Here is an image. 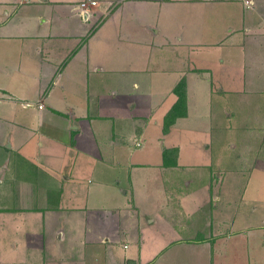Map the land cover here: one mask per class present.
<instances>
[{
	"label": "crops",
	"instance_id": "crops-1",
	"mask_svg": "<svg viewBox=\"0 0 264 264\" xmlns=\"http://www.w3.org/2000/svg\"><path fill=\"white\" fill-rule=\"evenodd\" d=\"M0 264H264V0H0Z\"/></svg>",
	"mask_w": 264,
	"mask_h": 264
},
{
	"label": "trees",
	"instance_id": "trees-1",
	"mask_svg": "<svg viewBox=\"0 0 264 264\" xmlns=\"http://www.w3.org/2000/svg\"><path fill=\"white\" fill-rule=\"evenodd\" d=\"M173 91L177 94V99L164 115L163 131L168 130L177 116L186 113V83L183 77L174 85Z\"/></svg>",
	"mask_w": 264,
	"mask_h": 264
},
{
	"label": "rangeland",
	"instance_id": "rangeland-1",
	"mask_svg": "<svg viewBox=\"0 0 264 264\" xmlns=\"http://www.w3.org/2000/svg\"><path fill=\"white\" fill-rule=\"evenodd\" d=\"M234 121H236V120H234ZM235 151H238V143H237L236 147H232V144H230L229 153L234 154ZM236 175H237V177L227 179L228 186L231 188V190H234L235 192L238 189V187L241 186V184H243V185L245 184L246 179H247V174H243V176H241V174H239V175L236 174Z\"/></svg>",
	"mask_w": 264,
	"mask_h": 264
},
{
	"label": "built area",
	"instance_id": "built-area-1",
	"mask_svg": "<svg viewBox=\"0 0 264 264\" xmlns=\"http://www.w3.org/2000/svg\"><path fill=\"white\" fill-rule=\"evenodd\" d=\"M81 5H85V2H84V1H82V2H81ZM138 143H139V142H138Z\"/></svg>",
	"mask_w": 264,
	"mask_h": 264
}]
</instances>
